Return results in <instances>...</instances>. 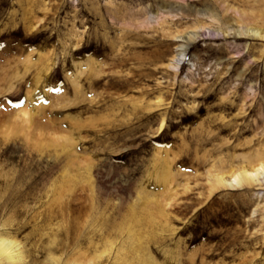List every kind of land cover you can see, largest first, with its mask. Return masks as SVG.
I'll return each mask as SVG.
<instances>
[{"label":"rangeland","instance_id":"1","mask_svg":"<svg viewBox=\"0 0 264 264\" xmlns=\"http://www.w3.org/2000/svg\"><path fill=\"white\" fill-rule=\"evenodd\" d=\"M235 24L264 2L0 0V222L29 264L57 223L81 261L92 237L116 264H264V180L209 182L264 154V39Z\"/></svg>","mask_w":264,"mask_h":264},{"label":"bare ground","instance_id":"2","mask_svg":"<svg viewBox=\"0 0 264 264\" xmlns=\"http://www.w3.org/2000/svg\"><path fill=\"white\" fill-rule=\"evenodd\" d=\"M218 1L223 2V0H218ZM253 1L256 4V3H259L261 0H253ZM262 1L264 2V0H262ZM223 8H225V7H223ZM175 9L171 8L170 11H175ZM189 9L190 8H188V10ZM179 10H183V8L180 7ZM203 14H205V13L203 12ZM249 15L253 18L260 19V14H258V12L255 13L254 11H251L249 13ZM208 17H210L211 19L216 18L213 14L208 15ZM232 28H233L234 32L239 34V35L242 34V35L248 36L249 38L253 37L255 39H257V38H262V40L264 39V28H263V26L261 27V26L255 25V24L251 25V26H243V25L235 24V27H232ZM197 37H198L197 33L190 32L187 36L186 41H185V42H187V44L186 45L183 44V45L178 46L180 49L179 54L181 56L180 58H178L179 60L180 59L183 60V57L185 56L184 55L185 51L188 48V43L190 41L195 40ZM176 65H179V63ZM174 67L176 68V66H174ZM20 113H21L20 115L22 116V118H20L21 116H19L20 119L27 120L29 118L27 116L28 114L23 113L22 111ZM163 122L164 121H162V123H161V128L163 127ZM60 138L62 140L65 139L62 136ZM255 162H257V164H255V166H253V165L252 166H250V165L249 166H242V167L237 168L236 170L235 169L230 170V172H228V174L227 173L222 174V172L221 173L217 172L215 174H212L210 176V179H209V182L211 184L212 189H220V188L221 189L222 188L238 189V188L249 186V185L253 184L255 181L264 180V154H261V153L258 154V157H256V159H255ZM253 164H254V162H253ZM166 204H164V205H166ZM163 211H164V209L162 210V212ZM61 227L62 226L57 223V226L51 227L50 232L47 233V236H49L48 238H50V239L47 242L46 260L43 264H104L105 258L107 261L113 260L114 261L113 263H115V264L119 260H121L120 262H122V260H123L122 259V252H121L122 249L120 247L115 248L114 247L115 242H113L112 239L106 240L105 243L103 244L104 245L103 249H101V247L98 246V243L94 242L93 238L90 237V240H89L90 244H93V246L95 245L94 246L95 249H94L92 256L90 255L91 257H89L86 261H81L82 258L80 259V257L74 258L76 256V254H80V255L83 254L80 247L79 248L73 247V249H75L76 251L74 250L72 252V254H68V256H66V257L63 256L64 253H67V250L63 249V248H62L63 250H60L61 248L58 249L60 247L59 232H60ZM88 227L92 228V225L90 224V222L88 224ZM14 228H16V226L13 223V221L10 219L4 220V221L2 220V222H0V264H29L28 253L26 250L27 248L25 247L24 244H22V242H20L17 239V236L14 233L15 230L13 231ZM62 229L63 228H61V230ZM66 232H68V230ZM119 232L122 233L121 231H119ZM129 240H131V239H129ZM130 242L133 243V241H129L128 243H130ZM63 243H65V242H63ZM124 244H125V246L127 245L126 247L124 246L125 249L129 245H131V244L128 245L126 240H125ZM64 246H65V244H64ZM127 250L126 251L124 250V252H127V254H128ZM139 257L140 256H138V258H136V259H139ZM129 258H127V259H129ZM134 258H131V259H133V261H134ZM146 258L148 260V262L146 264H156L155 260H153V257L151 256V254H149L148 257H146ZM131 259H129L128 261H130ZM142 260L145 261V258L144 259L141 258V264H145V263H142ZM136 261H138V260H136ZM126 264H128V263H126Z\"/></svg>","mask_w":264,"mask_h":264},{"label":"snow or ice","instance_id":"3","mask_svg":"<svg viewBox=\"0 0 264 264\" xmlns=\"http://www.w3.org/2000/svg\"><path fill=\"white\" fill-rule=\"evenodd\" d=\"M14 106L19 107L20 105H19V103H16V104H14Z\"/></svg>","mask_w":264,"mask_h":264}]
</instances>
